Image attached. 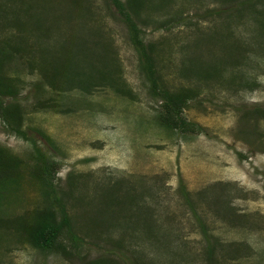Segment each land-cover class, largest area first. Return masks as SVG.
Returning a JSON list of instances; mask_svg holds the SVG:
<instances>
[{
	"label": "rangeland",
	"instance_id": "rangeland-1",
	"mask_svg": "<svg viewBox=\"0 0 264 264\" xmlns=\"http://www.w3.org/2000/svg\"><path fill=\"white\" fill-rule=\"evenodd\" d=\"M244 1L146 0L134 16L162 87L194 90L170 128L111 0H0V72L18 88L2 99L26 133L0 114L21 159L0 184V264H264V0ZM38 149L81 239L68 254L20 230L50 206Z\"/></svg>",
	"mask_w": 264,
	"mask_h": 264
},
{
	"label": "trees",
	"instance_id": "trees-1",
	"mask_svg": "<svg viewBox=\"0 0 264 264\" xmlns=\"http://www.w3.org/2000/svg\"><path fill=\"white\" fill-rule=\"evenodd\" d=\"M111 2L119 10L122 19L128 25L130 40L139 54L140 68L147 81L150 83V90L153 95L161 96L165 100L163 105L165 112L162 115V122L167 124L170 128H176L178 125L177 120L174 119V116H176V118L180 120V125L185 126L186 122L179 117V114L184 103L194 96V90L184 88L180 91L172 92L168 88L162 87L160 84L159 79H161V75H159L157 61L154 55L156 43L152 41L148 43L145 42L142 36L144 32L139 27L136 19H134V16H137L140 9L145 6L146 0H111ZM227 2H238L239 5L246 3L244 0H227ZM7 52H10L9 47H0V62L7 61ZM59 74V71L56 72L58 78H60ZM105 74V69L102 68V75L105 76ZM206 75L209 76V73ZM55 78L49 79L52 88L60 87L59 84L57 85ZM102 79V83H105V79L108 80L109 78L107 76ZM17 91L18 88L16 85L0 72V114L2 121L6 124L10 132L18 136H26L25 131L22 129L24 123L22 106L17 101H13L9 103L13 104V107H11V109H6L4 107V100L2 99V96L5 95L15 97L18 93ZM9 111H15L16 113H7ZM257 112L261 113L264 117V111L261 112L259 109ZM47 138L49 137L47 136ZM38 152L41 155L42 161L36 165L33 174L40 180L44 188L47 189L46 197L50 202V206H46L38 211L34 221L30 223L27 222L20 230L24 238L34 247L42 251H59L68 254L72 250L75 251L81 245V239L79 235L73 231L70 215L68 214L62 198L58 194L57 186L54 182L59 164L56 160L49 159L40 149H38ZM20 164L21 159L19 157L8 151L6 152L5 149L0 146L1 186L12 181H17ZM13 177L14 179H12ZM107 261V258L99 257L88 260L86 264H106Z\"/></svg>",
	"mask_w": 264,
	"mask_h": 264
}]
</instances>
